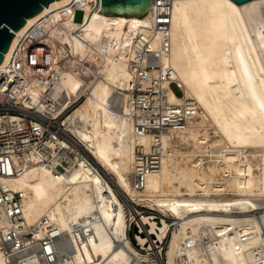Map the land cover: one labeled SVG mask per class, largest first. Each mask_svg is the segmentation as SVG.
<instances>
[{"label": "bare ground", "instance_id": "bare-ground-1", "mask_svg": "<svg viewBox=\"0 0 264 264\" xmlns=\"http://www.w3.org/2000/svg\"><path fill=\"white\" fill-rule=\"evenodd\" d=\"M67 1L28 19L15 31L11 49L39 18L54 11L63 17ZM151 5L149 0L145 15L134 17L90 15L87 8L72 15L71 29L84 28L104 64L84 53L83 64L102 78L89 83L86 100L67 119L92 152L97 171L56 174L33 159L18 177L0 180L25 193L24 217L38 228V238L49 227L62 235L60 241L70 238L73 252L68 258L60 254L56 264H264V0L175 2L169 62L198 115L188 128L164 138L160 170L137 189L135 149L149 137L135 135L112 98L131 79L133 39L152 21ZM63 85L71 95L79 82L68 75ZM170 98L181 99L173 91ZM134 204L178 219L165 261L156 245L167 238L170 224L158 225ZM132 222L156 235L155 242L137 235L143 247L151 240L148 254L134 248L127 232ZM0 264H7L1 255ZM19 264L43 262L33 256Z\"/></svg>", "mask_w": 264, "mask_h": 264}, {"label": "built area", "instance_id": "built-area-1", "mask_svg": "<svg viewBox=\"0 0 264 264\" xmlns=\"http://www.w3.org/2000/svg\"><path fill=\"white\" fill-rule=\"evenodd\" d=\"M176 1L152 0V21L133 39V57L128 66L131 79L112 98L114 108L131 121L135 135L149 137L147 144L138 143L135 149L133 182L137 189L145 187L149 174L160 170L164 138L188 128L198 115L193 100L184 97L169 62V28ZM101 5L100 0H68L60 8L63 17L54 11L31 24L17 38L10 57L0 67V178L18 177L33 159L56 174L80 168L97 171L92 152L71 132L67 119L86 100L89 83L102 78L83 64L84 53L97 60V66L104 65L97 55L101 52L84 37V28L71 29L72 15L86 8L90 15L100 12ZM68 75L79 82L71 95L63 85ZM173 87L181 92L179 102L170 98ZM25 196L0 180L3 260L19 264L39 256L43 264H56L60 254L70 257V238L63 236L60 241L62 235L55 234L51 227L38 238V228L27 224ZM135 206L138 212L140 205ZM137 226L129 223L128 235Z\"/></svg>", "mask_w": 264, "mask_h": 264}, {"label": "water", "instance_id": "water-1", "mask_svg": "<svg viewBox=\"0 0 264 264\" xmlns=\"http://www.w3.org/2000/svg\"><path fill=\"white\" fill-rule=\"evenodd\" d=\"M67 0H0V66L5 61L4 54L11 49L15 31L22 30L27 20L36 17L53 5ZM102 13L111 16L118 13L122 17L145 15L149 0H100ZM152 1V0H151ZM243 4L251 0H232Z\"/></svg>", "mask_w": 264, "mask_h": 264}, {"label": "rangeland", "instance_id": "rangeland-1", "mask_svg": "<svg viewBox=\"0 0 264 264\" xmlns=\"http://www.w3.org/2000/svg\"><path fill=\"white\" fill-rule=\"evenodd\" d=\"M81 19H82V15H81V13H78L76 18H75L76 22H81ZM173 90L177 96H179L181 94V92L177 88L173 87ZM138 205H140L139 206L140 209L138 210V212L143 213L144 215L153 217L154 220L158 223V225H162L163 220L167 221L170 224V231H169L167 238L163 242H159V244L156 245V247L157 246L161 247L163 259L165 261L166 260V253H167L168 246H169L170 233L176 229L178 219L172 215H165L164 213H162L161 211H159L157 209H152L148 205H143V204H138ZM137 235L149 237V238H151V240H154V242L157 241L156 235L154 234L152 236H148L147 232L145 230H144V232H141V229L138 226L135 228L132 227V230L130 231V233L128 235L131 238L133 246L136 250H138L140 253H142L144 255L148 254V248L150 246L151 240L147 244V246L143 247L138 242Z\"/></svg>", "mask_w": 264, "mask_h": 264}]
</instances>
